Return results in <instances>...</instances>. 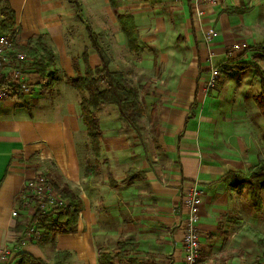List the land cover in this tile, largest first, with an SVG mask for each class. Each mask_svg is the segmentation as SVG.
<instances>
[{
    "label": "crops",
    "instance_id": "obj_1",
    "mask_svg": "<svg viewBox=\"0 0 264 264\" xmlns=\"http://www.w3.org/2000/svg\"><path fill=\"white\" fill-rule=\"evenodd\" d=\"M114 1L113 6L109 0H82L81 14L76 8L75 16L69 0H7L14 11L17 48L40 35L53 51L57 73L53 85L45 90V77L27 64L21 74L31 90L21 97L0 99V248L12 244V257L23 251L52 263L58 252L65 251L68 257L63 264H99V248L111 253L110 243L128 240L134 245L129 257L148 264H183L186 213L181 199L192 183L207 190L199 217L203 252L226 250L232 243L233 226L249 219L245 213L249 193L245 202L242 194L238 200L239 188L220 177L229 171L245 174L264 159V123L254 121L261 115L257 108L248 112L233 105L227 108L224 99L206 84L212 68L228 59L225 49L231 41L258 43L256 35L264 30V0L205 3L201 16L191 0H179L188 33L179 36V46H172L174 52L158 75L160 102L152 145L141 137L137 145L110 146L105 152L99 141L93 159L79 148L85 137L89 138L80 116V94L70 85L76 73L84 71V51L91 67L99 64L97 53L89 45L86 25L97 37L98 30L85 21L86 10L92 18H103L108 37L113 33V40L123 39L131 53L143 51L145 38L151 44L156 42L152 33L154 11L149 8L153 0H138L140 4L121 0L123 10L117 9L119 0ZM120 14L132 16L138 32L137 51L128 48ZM209 26L215 35L206 44L203 30ZM13 70L12 64H5L0 72L10 76ZM226 74H219L216 88ZM106 106L98 109L96 117ZM205 144L209 148H201ZM128 171L140 174L126 182ZM39 172L54 185H66L80 198L76 226L73 231H56L48 242L21 238L16 243L20 233L16 224L26 220L25 211L18 208L17 216L11 211L17 206L23 182Z\"/></svg>",
    "mask_w": 264,
    "mask_h": 264
},
{
    "label": "rangeland",
    "instance_id": "obj_2",
    "mask_svg": "<svg viewBox=\"0 0 264 264\" xmlns=\"http://www.w3.org/2000/svg\"><path fill=\"white\" fill-rule=\"evenodd\" d=\"M4 0H0V6L3 4ZM133 2L139 3L138 0H132ZM82 0H80V14L82 10ZM132 2V3H133ZM69 3L73 6V12L76 16V7L75 3L72 0H69ZM118 10H123L125 3L121 0L118 1ZM135 4V3H133ZM140 4V3H139ZM141 6V5H140ZM137 6L135 8H139ZM149 6V5H148ZM179 0H153L150 3L149 8L154 11V15L152 16L155 20L154 27H152L154 33V44H151L144 39L143 43V51L141 53H131L126 48V45L120 37H115V34L110 33L111 37H108V32L103 30V27H107V25L103 24L105 22L103 18H97L96 16H92L89 14L87 16V6L85 12V21L92 24L95 29L98 30V38L100 45L106 51L107 55L111 59L110 67L112 69L120 70L128 83H130L133 87H135L138 91L139 98L142 102L143 106V114L140 119L137 121V124L140 126V138L149 140L148 145H152L156 127H157V104L160 102L159 100V92L157 90V82L161 79L159 74H162L165 69V64L170 60L172 53L174 52V48L179 46V41L181 39L179 36L183 34V36L187 35L188 28H186V22L182 21L180 16L181 10L179 7ZM134 8L133 5H131ZM142 9V8H141ZM137 12V11H136ZM144 12V11H142ZM155 13L157 15H155ZM96 21V22H95ZM110 28V27H108ZM207 28V27H206ZM204 28V31L206 30ZM151 31V28H149ZM259 28H257L258 30ZM215 30V29H214ZM254 32V30H250ZM0 33L9 34L12 38L13 36V49L20 51L17 49V44L15 42V35H12L9 31H0ZM177 36V37H176ZM147 37V36H146ZM256 41L258 43L264 40V30L262 32L257 33ZM85 40L87 41L86 37ZM146 41V42H145ZM232 42V41H231ZM234 42V40H233ZM230 43V42H228ZM227 43V44H228ZM253 44L250 42L248 44V48L243 50L242 52H237L233 57L235 60H241L245 62H251L258 65L264 71V54L256 53L250 48V45ZM171 46V47H170ZM172 46L174 48H172ZM227 46V45H226ZM23 52V51H21ZM24 53V52H23ZM25 54V53H24ZM94 54V53H93ZM227 56V55H225ZM27 58V59H26ZM226 58V57H225ZM232 58V57H231ZM25 62L30 61V58L25 54ZM15 60L12 61V65L20 69V65L17 67L15 64ZM18 70V69H17ZM21 70V69H20ZM19 71V70H18ZM23 77V76H22ZM24 79V78H23ZM162 81V80H161ZM29 84V83H28ZM30 85V84H29ZM216 85L212 86V90L217 94V96H221L220 98L224 99V102L230 108L232 105L237 110L247 111L249 109H253L256 111L258 109L256 105L255 96L259 92V79L254 75L252 68H245L243 70H232L228 74L225 75L224 80L219 86L216 88ZM215 87V88H214ZM210 90V89H209ZM212 92V91H211ZM210 92V93H211ZM210 93L208 95H210ZM153 106V112L151 107ZM232 107V109H234ZM238 109V110H239ZM250 111V112H253ZM117 110L114 105H109L103 107V110L98 114L97 120L100 125L101 133L104 135L102 139H100V149H103L105 152L109 151L110 146H134L139 142L140 139L135 132L125 126L118 120L116 116ZM255 115V114H253ZM252 115V116H253ZM257 115V114H256ZM258 117V115H257ZM257 117L254 118V121L258 125H263L264 118L260 115L259 120ZM244 125L243 123H241ZM240 125V124H239ZM113 137H110V135ZM151 138V139H150ZM89 142V143H88ZM81 150H85L88 155L94 159L93 154V146L92 143L86 139L84 144L82 143L79 147ZM201 148H209L207 144L203 145ZM93 159H90V163L93 164ZM264 160V159H263ZM98 162V160H96ZM52 184L54 182L50 179ZM193 185H198L197 183H192L184 192L183 196L187 195ZM55 186V185H54ZM56 190L57 187L55 186ZM239 189H236L238 192V200L241 194L243 195V201L246 200V195L249 193V189L246 186H240ZM250 195V194H249ZM182 196V197H183ZM261 197V210L255 211L253 205L249 200L248 209H246V214L249 219H245L238 223V225L233 226L234 234L230 236L232 237V243L225 250L218 251H207L201 253L204 257L214 258L215 260H221L222 264H245V261L254 256H260L259 263L264 264V256L261 255L263 251L264 245V190H260ZM182 200V199H181ZM202 203V201H201ZM201 203L199 205V210L201 209ZM235 205V203H234ZM237 205V203H236ZM241 205V202L239 203ZM244 206L245 203H243ZM245 210V209H244ZM244 217L245 214H244ZM199 226V221H198ZM261 240L262 243H258V240ZM125 246V247H124ZM123 248L128 249L127 245H124ZM109 247L111 249V253H116L117 245L114 243H110ZM14 251V250H13ZM118 253V252H117ZM131 250H129L127 257H129ZM212 255H208V254ZM116 255V254H115ZM112 263L118 264V255H113ZM119 264H127L126 261H123ZM251 264H256L255 262H251Z\"/></svg>",
    "mask_w": 264,
    "mask_h": 264
},
{
    "label": "trees",
    "instance_id": "obj_3",
    "mask_svg": "<svg viewBox=\"0 0 264 264\" xmlns=\"http://www.w3.org/2000/svg\"><path fill=\"white\" fill-rule=\"evenodd\" d=\"M109 1L110 4L114 6L115 1ZM73 2L75 3L77 11H79V1L73 0ZM233 12H237V10H233ZM0 16V31H9L12 35H15L17 28L14 27V11L7 0H4L3 4L0 6ZM77 17L80 18V15L77 14ZM118 17L121 29L127 37L128 48L137 51L139 49V45L137 44L138 32L132 16L129 14H120ZM86 33L90 47L99 57V64L91 67L87 63V54L86 51H84L82 53L85 62L84 71L83 73L77 72L70 80V85L80 94V116L87 136L92 143L93 149L96 151L101 138V132L96 117V113L100 107L113 104L118 112L119 120L129 129L134 131L139 138L141 129L137 124V121L142 116L144 109L137 89L127 82L120 70H112L109 67L110 58L100 45L97 34L89 25H86ZM250 48L256 53L264 54V40L260 43L250 45ZM17 49L23 51L30 58V61H24L21 63L20 67L22 68L29 64L37 74L45 77L43 89H49L53 85L57 74L54 68V54L52 49L41 40L40 35L30 37L24 46H19ZM216 68L220 75L226 74L232 70H243L245 68L253 69L254 75L259 79V92L255 96L256 105L260 114L264 118V71L255 63L241 60L238 61L234 58L224 60L216 65ZM10 81L11 76L0 72V88L10 87L14 90L13 95L18 97L23 96V94L20 93L18 86L11 84ZM139 174V172L135 173L128 171L125 175L124 181L129 182ZM220 179L227 181L232 187L246 186L249 189L250 201L254 210H261L262 201L260 190H264V160H258L245 174L239 171H229L221 176ZM56 187L57 192L66 202L64 211L54 217H50L49 214L34 215V218L38 219L42 223V227L45 229L44 234L39 240L40 242L51 241L52 236L56 231L63 229L73 231L76 226L78 209L81 203L80 198L66 185L61 187L56 185ZM23 227L24 223L16 224V229L18 230H21ZM21 240V236H18L15 239V242L20 243ZM258 243H262V241L259 239ZM116 245L117 248H119L116 253L103 251L100 248L98 249L97 258L99 264H114L112 263L114 258L113 255H118V264L123 261H126L127 264H148L137 258L127 257L129 250L133 251L132 249H134V245H130L128 240H118ZM124 245H127L128 249L123 248ZM262 247L264 248V245ZM261 255L264 256V249ZM67 257V252L60 251L56 254L53 262L48 263L42 259L35 258L26 252L19 251L11 257V263L63 264ZM259 259L260 256L251 257L245 261V264H251V262L260 264L258 262Z\"/></svg>",
    "mask_w": 264,
    "mask_h": 264
},
{
    "label": "built area",
    "instance_id": "obj_4",
    "mask_svg": "<svg viewBox=\"0 0 264 264\" xmlns=\"http://www.w3.org/2000/svg\"><path fill=\"white\" fill-rule=\"evenodd\" d=\"M198 16L203 14V4H216L220 0H191ZM215 35L212 26L206 28L203 38L206 44H209ZM249 43L245 40L231 42L225 49V55L233 58L237 52H242L248 48ZM27 59V58H26ZM25 54L13 49V36L6 33H0V69L5 64H12L15 60L17 67L25 60ZM19 71H18V70ZM21 69V67H20ZM15 67L11 72V84L18 86L20 93H28L31 86L23 79L21 70ZM219 76L217 68L213 67L211 76L206 86H214ZM14 90L10 87L0 88V99L15 97ZM189 193L182 197V206L185 211L183 218V264H222L221 260L204 257L201 253L199 240L198 221L200 217L199 205L202 199L207 195V190L198 185L189 188ZM65 200L57 192L50 179L43 173H37L23 182L21 190L17 194V206L11 211L13 216H17L18 208L25 211L26 220L24 227L20 230L19 236L26 240L39 241L44 234L45 229L42 223L34 218L35 214H49L54 217L64 211ZM13 245L6 243L0 248V264H12L11 257Z\"/></svg>",
    "mask_w": 264,
    "mask_h": 264
}]
</instances>
